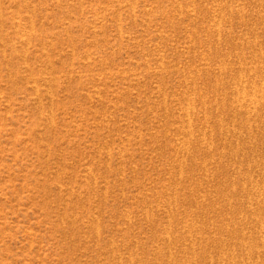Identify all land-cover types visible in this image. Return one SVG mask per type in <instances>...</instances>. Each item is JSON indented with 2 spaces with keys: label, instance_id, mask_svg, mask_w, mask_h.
I'll return each instance as SVG.
<instances>
[{
  "label": "rangeland",
  "instance_id": "rangeland-1",
  "mask_svg": "<svg viewBox=\"0 0 264 264\" xmlns=\"http://www.w3.org/2000/svg\"><path fill=\"white\" fill-rule=\"evenodd\" d=\"M0 264H264V0H0Z\"/></svg>",
  "mask_w": 264,
  "mask_h": 264
}]
</instances>
